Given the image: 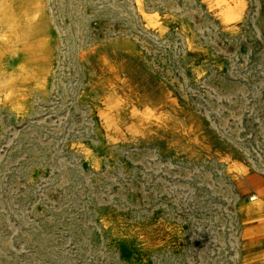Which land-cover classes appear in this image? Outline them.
<instances>
[{
  "label": "rangeland",
  "instance_id": "374dc122",
  "mask_svg": "<svg viewBox=\"0 0 264 264\" xmlns=\"http://www.w3.org/2000/svg\"><path fill=\"white\" fill-rule=\"evenodd\" d=\"M37 2H0V264H264V0Z\"/></svg>",
  "mask_w": 264,
  "mask_h": 264
},
{
  "label": "clouds",
  "instance_id": "9594fccd",
  "mask_svg": "<svg viewBox=\"0 0 264 264\" xmlns=\"http://www.w3.org/2000/svg\"><path fill=\"white\" fill-rule=\"evenodd\" d=\"M2 2V0H0ZM39 3V0L37 4ZM6 8V5L4 7H0V12H3L4 9ZM39 20V15L37 12H33L30 16L27 17V22L29 24H35ZM7 25L6 28L4 25ZM15 31L14 24L12 23H7L3 16H0V45H5L6 41L9 40L10 35L13 34ZM3 49H0V54H3ZM18 51V50H17ZM8 54H11V51H8ZM3 86V82H0V87Z\"/></svg>",
  "mask_w": 264,
  "mask_h": 264
},
{
  "label": "bare ground",
  "instance_id": "6f19581e",
  "mask_svg": "<svg viewBox=\"0 0 264 264\" xmlns=\"http://www.w3.org/2000/svg\"><path fill=\"white\" fill-rule=\"evenodd\" d=\"M137 1V0H136ZM220 1H225V0H220ZM205 5V4H204ZM206 6V5H205ZM222 6H223V4H222ZM240 7V6H239ZM146 8V7H145ZM229 8V7H228ZM238 8V7H237ZM147 9V8H146ZM239 10V9H238ZM147 11V10H146ZM234 11V10H233ZM236 12V11H235ZM148 14V13H147ZM208 14H210V13H208ZM227 17L229 18V19H231L232 17H233V14L231 13V12H227ZM235 15V14H234ZM0 16H3V18H4V20L7 22V23H12V24H14V22H15V19L11 16V15H9V13H7V11L4 9V11L3 12H0ZM149 16V15H148ZM236 16V15H235ZM216 17V16H215ZM224 17V16H223ZM218 18V17H217ZM144 19H145V17H144ZM214 19H216V18H214ZM218 20V19H217ZM224 21V20H223ZM219 23V22H218ZM221 24V23H220ZM237 24V23H236ZM6 25V24H5ZM150 25V24H149ZM222 25V24H221ZM220 25V26H221ZM7 26V25H6ZM153 26V25H152ZM224 26V25H223ZM230 26V25H229ZM232 26V25H231ZM236 26V25H235ZM137 39V38H136ZM1 94V93H0ZM120 97V96H119ZM122 99V98H121ZM146 106V105H145ZM103 113V112H102ZM159 115V114H158ZM153 116V115H152ZM107 121H108V119H107ZM115 131V130H114ZM117 133V132H116ZM257 197H252L251 199H256ZM259 207H260V202H256L253 206H252V208H254V210L255 211H258L259 210ZM259 259H264V256H262V257H260Z\"/></svg>",
  "mask_w": 264,
  "mask_h": 264
}]
</instances>
